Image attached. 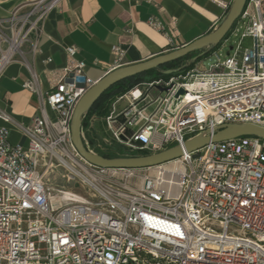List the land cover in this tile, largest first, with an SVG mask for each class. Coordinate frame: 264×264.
<instances>
[{
	"label": "built area",
	"instance_id": "built-area-1",
	"mask_svg": "<svg viewBox=\"0 0 264 264\" xmlns=\"http://www.w3.org/2000/svg\"><path fill=\"white\" fill-rule=\"evenodd\" d=\"M64 1L36 0L28 10L0 19V75L25 60L26 46L37 52L43 23ZM148 25L164 35L169 52L179 49L160 21L152 17ZM239 36L238 45L228 47ZM245 38L254 39V46L241 54ZM220 45L228 49L225 59L213 51L191 70L160 76L118 97L104 120L112 140L92 144L84 137L86 146L99 154L116 143L127 153L151 155L223 126L264 129V0L247 1ZM113 53L111 72L125 59L121 47ZM67 55L70 67L50 91L41 89L31 69L23 84L39 111L31 124L17 125L28 139L26 149L10 142L15 123L0 109L6 124L0 127V264H264V141L210 144L143 170L93 166L74 147L71 123L78 103L98 82L76 60V47ZM122 101L126 107L118 111ZM48 159L78 171L86 196L67 201L66 194L53 195L42 172Z\"/></svg>",
	"mask_w": 264,
	"mask_h": 264
},
{
	"label": "crops",
	"instance_id": "crops-1",
	"mask_svg": "<svg viewBox=\"0 0 264 264\" xmlns=\"http://www.w3.org/2000/svg\"><path fill=\"white\" fill-rule=\"evenodd\" d=\"M34 1L0 0V19L8 18L18 8L28 10ZM233 1L65 0L43 23L37 52L26 46L25 60L7 65L0 75V109L15 123L9 126L10 142L26 149L28 139L17 125L27 126L39 116L36 96L23 87L30 78V69L37 75L41 89L50 91L70 67L67 49L76 47V60L83 61L87 76L99 82L115 66L114 47L125 51L124 66L170 53L164 35L148 25L150 18L165 26L180 49L214 32ZM110 112L111 108L107 116ZM48 114L55 118L52 111ZM105 118L94 121L103 123ZM3 126L6 124L0 119V127Z\"/></svg>",
	"mask_w": 264,
	"mask_h": 264
},
{
	"label": "water",
	"instance_id": "water-1",
	"mask_svg": "<svg viewBox=\"0 0 264 264\" xmlns=\"http://www.w3.org/2000/svg\"><path fill=\"white\" fill-rule=\"evenodd\" d=\"M248 0H234L229 12L220 23L219 27L211 34L170 53L155 57L148 61L123 66L110 72L94 87H92L78 103L72 123H71V139L74 147L79 155L89 164L109 170H143L160 165L167 164L184 155V153H193L202 148L216 143H222L238 138L252 137L264 141V129L253 125L237 124L223 126L218 129L214 135H201L190 141L184 146H178L167 151L151 154L147 156L124 157L117 159H107L103 156L92 152L85 144L82 120L90 111L95 102L114 85L134 76L144 74L169 63L179 61L192 55L195 52H202L193 62L196 63L199 59L204 58L208 51L218 47L228 36L235 23L240 18ZM229 55V53H228ZM187 67H184L185 69ZM177 71H167V76H172L178 73ZM163 90V89H162ZM164 91H167L165 89ZM185 94L184 90H180L179 95ZM125 120L121 123L124 124ZM132 130H128L126 135H130ZM124 140V137H121ZM136 146H142L140 142H135Z\"/></svg>",
	"mask_w": 264,
	"mask_h": 264
},
{
	"label": "rangeland",
	"instance_id": "rangeland-1",
	"mask_svg": "<svg viewBox=\"0 0 264 264\" xmlns=\"http://www.w3.org/2000/svg\"><path fill=\"white\" fill-rule=\"evenodd\" d=\"M241 40V36L238 38H233L229 41L228 47L231 45H238ZM254 46V39L252 38H245L241 42V54L246 49H251ZM218 54L221 56L222 59H225L227 56L228 49L225 48L222 50L221 45L217 49ZM202 52H195L191 56L186 59H181L177 62L171 69H167V71H177L184 67H187L188 70L195 68L196 64H194V60L201 55ZM167 71H163L166 73ZM155 77H160L158 72L152 73ZM126 107V102H122L117 106V110L121 111ZM86 133H89L92 139L100 140L102 138H108L112 140L110 132L107 131L105 122L96 123L93 121L88 129V132H83L84 137L86 138ZM87 139V138H86ZM120 148L123 153H127L126 149L120 147L118 144L114 143L110 146V149H118ZM130 154V153H129ZM42 172L45 176V182L47 183L48 187L53 190V195L59 196L61 194H75L78 196H86L85 193L87 192V187L82 183L81 179L75 176L71 171L66 169L64 166L60 165L56 159L53 160H45L43 162Z\"/></svg>",
	"mask_w": 264,
	"mask_h": 264
},
{
	"label": "trees",
	"instance_id": "trees-1",
	"mask_svg": "<svg viewBox=\"0 0 264 264\" xmlns=\"http://www.w3.org/2000/svg\"><path fill=\"white\" fill-rule=\"evenodd\" d=\"M218 48H219V46L216 47L215 49L211 50V51H208L207 54L205 55V57H207L213 51H216ZM189 56H191V55H189ZM188 57H186V58H188ZM186 58H184V59H186ZM204 58L199 59L196 63H198L199 61H201ZM177 62H179V61L172 62V63H169L165 66L160 67L159 69H156V70H153L150 72H146L144 74H140V75L134 76L132 78H128V79L114 85L113 87H111L109 90H107L104 94L101 95V97L92 106L90 111L84 116V118L82 120L83 132L84 133L88 132V129L91 125L90 119L92 117H95L98 119L105 118L107 116V114L109 113V110H110L113 102L118 97L123 96L128 91H130L131 89H133L134 87H136L142 83L151 82V81L158 79L159 77H155L152 74L153 72L156 71V72H158V75L163 76V77H167V78L170 77V76H167L163 71H167V69H171ZM86 138L90 143L94 144V139H92V137L89 133H86ZM98 153H99V155H101L107 159H117V158H124V157L150 155V153H148V152H138V153H131V154L123 153L120 148L113 149V150L110 149L109 151L98 152Z\"/></svg>",
	"mask_w": 264,
	"mask_h": 264
},
{
	"label": "bare ground",
	"instance_id": "bare-ground-1",
	"mask_svg": "<svg viewBox=\"0 0 264 264\" xmlns=\"http://www.w3.org/2000/svg\"><path fill=\"white\" fill-rule=\"evenodd\" d=\"M66 167L68 168L69 171H71L74 175L79 176V172L76 171L68 162L66 163ZM81 176V175H80ZM66 199L67 201H72V200H78L79 196L75 194H66Z\"/></svg>",
	"mask_w": 264,
	"mask_h": 264
}]
</instances>
